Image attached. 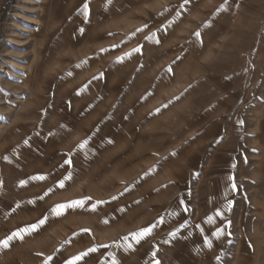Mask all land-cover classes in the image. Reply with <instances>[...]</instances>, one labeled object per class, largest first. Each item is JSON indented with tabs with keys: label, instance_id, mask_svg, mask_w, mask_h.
<instances>
[{
	"label": "rangeland",
	"instance_id": "374dc122",
	"mask_svg": "<svg viewBox=\"0 0 264 264\" xmlns=\"http://www.w3.org/2000/svg\"><path fill=\"white\" fill-rule=\"evenodd\" d=\"M72 1L0 0V264H264V0Z\"/></svg>",
	"mask_w": 264,
	"mask_h": 264
},
{
	"label": "crops",
	"instance_id": "0c3cea01",
	"mask_svg": "<svg viewBox=\"0 0 264 264\" xmlns=\"http://www.w3.org/2000/svg\"><path fill=\"white\" fill-rule=\"evenodd\" d=\"M57 2V29H60V25L64 23L65 18L69 15L67 14L68 9L72 5V0H53ZM85 8H82L81 11H85ZM70 10V9H69ZM88 10V9H87ZM59 11H61V16L59 14ZM69 12V11H68ZM67 14V15H66ZM86 15L88 13H85ZM65 15V16H64ZM85 15V17H86ZM87 18V17H86ZM63 37L64 35L72 34L74 32V27L72 28V25L68 24L67 28H63ZM74 34V33H73ZM41 58H39V61ZM38 61V62H39ZM30 103L28 100L20 101L17 106H14V108L7 110L6 112H9V115L5 114L3 118H0V126H4V128L0 131V144L6 145L7 143H12L10 140V137L14 130H23L24 126L20 125L21 119H27V117L30 115H33L34 117L37 116V112H39V107L37 101H35V104H31V107H29ZM21 137H19L20 139ZM22 142V140H19ZM24 145V144H21ZM1 146L0 148H2ZM8 161L7 159L5 160ZM1 183H2V192L5 193L9 190V183H10V176L7 170L3 171V174L0 177Z\"/></svg>",
	"mask_w": 264,
	"mask_h": 264
},
{
	"label": "snow or ice",
	"instance_id": "6c2138e0",
	"mask_svg": "<svg viewBox=\"0 0 264 264\" xmlns=\"http://www.w3.org/2000/svg\"><path fill=\"white\" fill-rule=\"evenodd\" d=\"M196 35L199 37L200 33L197 32ZM39 179H44V177H39ZM59 187L60 188L64 187V182L63 181H61L59 183ZM235 187H236L235 184H233V189H235ZM45 195H47V193H45ZM41 198H43V197H41ZM114 199H115V197H114ZM84 203L85 202L83 200H76V201H71V202H68V203L58 204L54 208L51 209V212L53 214H55L56 216H60V215L64 214V211L66 209L75 208V207H83ZM47 219H48V217L45 216V217L41 218V220H39L36 224L30 225L27 228L20 229L18 232L13 233V236L18 237L20 239H23L22 233H31L33 231H36L40 226H42V225H44L46 223ZM146 232H150V230H145V231H142L140 233H137L136 236H135L137 241H139V239L141 237H143ZM11 238L12 237H9V239H11ZM2 243H3L4 247L8 246V240L3 241ZM91 251H95V249H91ZM86 254L87 253H85L84 255H86ZM76 259H80V257H77Z\"/></svg>",
	"mask_w": 264,
	"mask_h": 264
},
{
	"label": "bare ground",
	"instance_id": "6f19581e",
	"mask_svg": "<svg viewBox=\"0 0 264 264\" xmlns=\"http://www.w3.org/2000/svg\"><path fill=\"white\" fill-rule=\"evenodd\" d=\"M49 7V6H48ZM57 10V9H56ZM39 13V12H38ZM48 13V12H47ZM48 18V17H47ZM46 18V20H47ZM15 19V18H14ZM57 19V18H56ZM47 24V22H46ZM57 24V23H56ZM52 25V24H51ZM55 25V24H54ZM53 26V25H52ZM50 35V34H49ZM12 38V37H11ZM12 40V39H11ZM10 38L8 39V44H10ZM38 54V53H37ZM0 73H4V68L1 69ZM4 128V126H0V131Z\"/></svg>",
	"mask_w": 264,
	"mask_h": 264
}]
</instances>
